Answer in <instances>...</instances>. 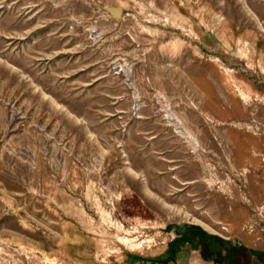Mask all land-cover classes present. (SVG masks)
I'll use <instances>...</instances> for the list:
<instances>
[{"label":"rangeland","instance_id":"rangeland-1","mask_svg":"<svg viewBox=\"0 0 264 264\" xmlns=\"http://www.w3.org/2000/svg\"><path fill=\"white\" fill-rule=\"evenodd\" d=\"M214 263L264 264V0H0V264Z\"/></svg>","mask_w":264,"mask_h":264},{"label":"water","instance_id":"water-1","mask_svg":"<svg viewBox=\"0 0 264 264\" xmlns=\"http://www.w3.org/2000/svg\"><path fill=\"white\" fill-rule=\"evenodd\" d=\"M107 11L111 13L115 18H121L123 15V8L121 7H108ZM175 228L174 224H170L166 227V232H171ZM215 264V263H214Z\"/></svg>","mask_w":264,"mask_h":264}]
</instances>
